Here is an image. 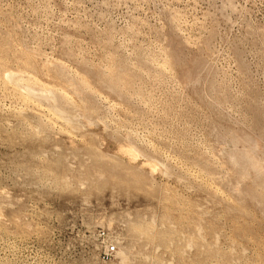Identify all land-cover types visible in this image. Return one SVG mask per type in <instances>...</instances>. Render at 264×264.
<instances>
[{
    "label": "rangeland",
    "instance_id": "1",
    "mask_svg": "<svg viewBox=\"0 0 264 264\" xmlns=\"http://www.w3.org/2000/svg\"><path fill=\"white\" fill-rule=\"evenodd\" d=\"M221 263L264 264V0H0V264Z\"/></svg>",
    "mask_w": 264,
    "mask_h": 264
},
{
    "label": "bare ground",
    "instance_id": "2",
    "mask_svg": "<svg viewBox=\"0 0 264 264\" xmlns=\"http://www.w3.org/2000/svg\"><path fill=\"white\" fill-rule=\"evenodd\" d=\"M20 47H21V46H20ZM21 64H22V63H21ZM26 64H27V63H26ZM27 66H28V65H27ZM5 69H6V68H5ZM22 71H23V70H22ZM19 72H20V71H19ZM23 72H24V71H23ZM27 72H28V71H27ZM15 73H16L15 71H14V72H12V71L8 72V71H7V72H6V77H8L9 79H11V78L13 79ZM16 74H17V73H16ZM20 74H21V73H20ZM2 75H3V74H2ZM17 75H18V74H17ZM21 75H22V74H21ZM24 75H25V74H24ZM18 76H19V75H18ZM26 76H27V75H26ZM197 76H198V75H197ZM1 78H2V77H1ZM12 79H11V81H12ZM17 79H18V77H17ZM4 81H5V80H4ZM4 81H3V82H4ZM11 81H10V82H11ZM10 82H9V83H10ZM15 82H16V80H15ZM15 82H14V80H13L12 83L15 84ZM6 83H7V82H6ZM14 84H13V85H14ZM22 85H23V84H22ZM20 87H22V86H20ZM20 87H19V88H20ZM25 87H26V86H25ZM25 90H26V88H25ZM31 90H32V89H31ZM31 90H30V91H31ZM26 91H27V90H26ZM28 91H29V90H28ZM30 91H29V92H30ZM33 91H34V90H32V92H33ZM43 91H44V90H43ZM47 91H48V90H47ZM15 92H16V91H15ZM20 92H21V91H20ZM29 92H28V93H29ZM18 93H19V92H18ZM30 93H31V92H30ZM25 94H26V93H25ZM20 95H21V94H20ZM23 95H24V94H23ZM23 95H22V96H23ZM32 95H33V94H32ZM30 96H31V95H30ZM45 96H46V95H45ZM28 97H29V96H28ZM32 97H33V96H32ZM41 97H42V96H41ZM43 97H44V96H43ZM49 108H50V106H49ZM62 118H63V117H62ZM63 119H64V118H63ZM229 151H230V150H229ZM220 153H221V152H220ZM231 156H232V155H231ZM231 158H232V160H234L233 157H231ZM229 159H230V158H229ZM227 160H228V159H227ZM230 161H231V160H230ZM235 163H236V162H235ZM231 164H232V163H231ZM240 170H241V169H240ZM229 171H230V170H229ZM252 180H253V179H252ZM143 219H144V218H143ZM143 223H145V222H143ZM137 224L139 225L140 223H137ZM137 224H136L137 227H136L135 225L133 226V229L136 228V231H135V229H134V230H133V233H134V231H135V237H136V235H138V234H139L140 236L142 235L141 237H143L145 234L143 235V234H141V233H138V231L140 230V232H141V231L144 230V233L146 232V234H147L148 232L145 231L146 229H144L145 226H142L143 224H141V225L139 226L140 228H143V227H144L143 230L139 229ZM130 226H131V225H130ZM137 228H138V229H137ZM137 230H138V231H137ZM163 232H164V231H163ZM172 232H173V231H172ZM136 233H137V234H136ZM148 235H149V233H148L145 237L147 238ZM162 235H163V234H162ZM167 235H168V234H167ZM172 236H173V235H172ZM190 236H191V235H190ZM137 237H138V236H137ZM169 237H171V236H169ZM179 238H180V236H179ZM144 240H145V239H144ZM144 240H143V241H144ZM175 240H176V239H175ZM187 241H188V240H187ZM120 242H121V241H120ZM164 243H165V242H164ZM183 243H184V242H183ZM173 244H174V243H173ZM185 245H187V243H186ZM164 246H165V245H164ZM187 246H188V245H187ZM127 247H129V246H127ZM152 247H153V246H152ZM207 247H208V246H207ZM162 248H163V247H162ZM169 248H170V247H169ZM179 249H180V248H179ZM226 249H227V248H226ZM169 250H170V249H169ZM118 251H119V255L121 254V256H122L121 258H126V257H127V255H126V251H125V250H122V249L119 248ZM204 252H205V251H204ZM148 256H149V255H148ZM151 256H152V255H151ZM236 256H237V255H236ZM201 258H202V257H201ZM236 259H237V258H236ZM149 261H150V260H149ZM154 261H155V260H154ZM155 262H156V261H155ZM147 263H148V262H147ZM221 264H222V263H221Z\"/></svg>",
    "mask_w": 264,
    "mask_h": 264
},
{
    "label": "built area",
    "instance_id": "3",
    "mask_svg": "<svg viewBox=\"0 0 264 264\" xmlns=\"http://www.w3.org/2000/svg\"><path fill=\"white\" fill-rule=\"evenodd\" d=\"M107 250L113 251L114 250V247L113 246H110L109 248H107Z\"/></svg>",
    "mask_w": 264,
    "mask_h": 264
}]
</instances>
